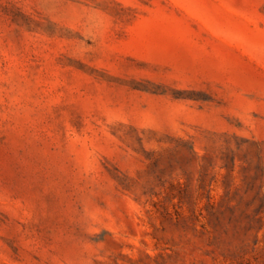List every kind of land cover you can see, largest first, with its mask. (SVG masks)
I'll return each mask as SVG.
<instances>
[{
    "label": "rangeland",
    "instance_id": "1",
    "mask_svg": "<svg viewBox=\"0 0 264 264\" xmlns=\"http://www.w3.org/2000/svg\"><path fill=\"white\" fill-rule=\"evenodd\" d=\"M0 264H264V0H0Z\"/></svg>",
    "mask_w": 264,
    "mask_h": 264
}]
</instances>
